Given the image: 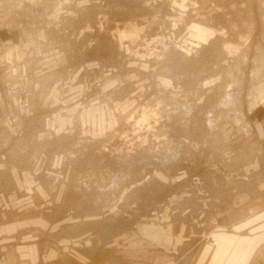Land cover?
<instances>
[{
  "label": "rangeland",
  "instance_id": "obj_1",
  "mask_svg": "<svg viewBox=\"0 0 264 264\" xmlns=\"http://www.w3.org/2000/svg\"><path fill=\"white\" fill-rule=\"evenodd\" d=\"M259 195L264 0H0V264H203Z\"/></svg>",
  "mask_w": 264,
  "mask_h": 264
},
{
  "label": "crops",
  "instance_id": "obj_2",
  "mask_svg": "<svg viewBox=\"0 0 264 264\" xmlns=\"http://www.w3.org/2000/svg\"><path fill=\"white\" fill-rule=\"evenodd\" d=\"M258 122L256 119V128ZM250 199L253 210L244 216L245 218L235 222L237 212L225 215L226 218L232 219V228L216 233L214 246L209 245L204 249L206 255L202 256L203 264H264L260 259L264 255V195ZM243 222L250 223V232L242 231L240 226Z\"/></svg>",
  "mask_w": 264,
  "mask_h": 264
}]
</instances>
